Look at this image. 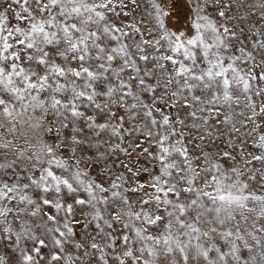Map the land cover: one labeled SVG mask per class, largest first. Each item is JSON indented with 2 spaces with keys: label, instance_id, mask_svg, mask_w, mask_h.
<instances>
[{
  "label": "snow or ice",
  "instance_id": "obj_1",
  "mask_svg": "<svg viewBox=\"0 0 264 264\" xmlns=\"http://www.w3.org/2000/svg\"><path fill=\"white\" fill-rule=\"evenodd\" d=\"M0 264H264V0H0Z\"/></svg>",
  "mask_w": 264,
  "mask_h": 264
}]
</instances>
